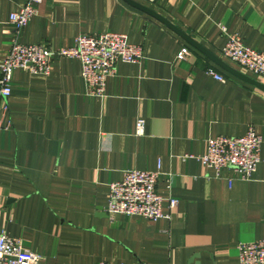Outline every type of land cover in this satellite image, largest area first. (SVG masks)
I'll return each instance as SVG.
<instances>
[{
	"label": "crops",
	"instance_id": "obj_1",
	"mask_svg": "<svg viewBox=\"0 0 264 264\" xmlns=\"http://www.w3.org/2000/svg\"><path fill=\"white\" fill-rule=\"evenodd\" d=\"M133 1L264 83L221 54L232 34L264 50V0ZM23 2L0 0V62L13 35L8 15ZM110 31L142 45L143 58L117 62L103 96L88 94L76 59L53 58L49 74L12 71L11 127L0 130V230L44 264H238V244L264 238V91L125 0H41L18 39L57 48L77 34ZM249 125L262 143L248 180L229 186L230 170L216 177L185 157L203 153L207 138L241 136ZM157 163L163 216L108 215V184Z\"/></svg>",
	"mask_w": 264,
	"mask_h": 264
},
{
	"label": "built area",
	"instance_id": "obj_2",
	"mask_svg": "<svg viewBox=\"0 0 264 264\" xmlns=\"http://www.w3.org/2000/svg\"><path fill=\"white\" fill-rule=\"evenodd\" d=\"M152 4L157 0H144ZM41 0H24L21 6L9 13L13 35L7 54L0 62V130L11 127L8 117L7 99L10 94L11 74L15 68L32 73L49 74L52 59L66 57L76 59L80 64V76L88 94L103 96L106 80L114 74L117 62H136L143 58V47L131 43L125 33L102 32L98 34H77L70 46L53 48L45 42L22 43L18 37L28 20L37 12ZM224 31V27L221 28ZM187 47L182 46L176 54L183 59ZM222 56L244 68L249 73L264 79V50L246 46L235 34L229 35L221 48ZM207 73L216 80L224 76L212 69ZM144 132V122L138 118L135 134ZM262 137L252 125L241 136L218 135L206 139L205 150L196 158L203 167L212 169L219 177L223 170H230L234 176H227L230 186L233 179L248 180L260 159ZM160 174L159 163L154 170L127 169L122 178L108 184L105 211L108 215L125 214L157 220L163 216L162 197L157 192L156 183ZM176 200L170 198L173 207ZM238 264H264V238L238 244ZM0 264H44L35 252L25 249L19 238L6 235L0 230ZM97 264H115L100 261ZM122 264V263H116Z\"/></svg>",
	"mask_w": 264,
	"mask_h": 264
},
{
	"label": "water",
	"instance_id": "obj_3",
	"mask_svg": "<svg viewBox=\"0 0 264 264\" xmlns=\"http://www.w3.org/2000/svg\"><path fill=\"white\" fill-rule=\"evenodd\" d=\"M125 1L127 3H129L130 5L144 11L145 13L149 14L150 16H152L155 19H157L158 21H160L162 24H164L169 29H171L173 32H175L178 36H180L186 42L191 44L193 47H195L197 50H199L205 56H207L209 59H211L215 64H217L218 66L223 68L226 72H228L231 75L236 76V77L240 78L241 80L248 82L251 85L256 86L257 88L264 91V83L259 82V81L255 80L254 78L249 77V76L243 74L242 72L238 71L237 69H235L234 67H232L231 65L226 63L224 60H222L221 58H219L216 55H214L213 53H211L209 50H207L205 47H203L200 43H198L196 40L191 38L184 31H182L181 29H179L178 27L173 25L171 22H169L166 18H164L160 14L156 13L152 9H150V8L144 6V5H142L136 1H133V0H125Z\"/></svg>",
	"mask_w": 264,
	"mask_h": 264
}]
</instances>
